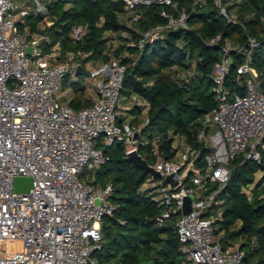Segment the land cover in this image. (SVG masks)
<instances>
[{"label":"built area","instance_id":"obj_1","mask_svg":"<svg viewBox=\"0 0 264 264\" xmlns=\"http://www.w3.org/2000/svg\"><path fill=\"white\" fill-rule=\"evenodd\" d=\"M28 1L36 15L45 14L50 2ZM121 1L131 21L139 17L137 7L161 6L159 16L164 22L140 32L139 49L165 38L168 31L187 28L188 13L174 0ZM237 1L214 0V4L221 16L235 23L236 14L228 6ZM202 2L193 0L194 4ZM17 10L13 0H0V264H95L90 258L100 248L102 218L112 211L108 196L113 190L111 183L93 182L94 173L106 161L98 143L119 142L126 146V153L136 150L140 154L139 147L146 143L140 131L147 117L141 125L118 121L126 66L112 58L86 69L85 77L95 88L89 106L75 109L61 103L56 98L61 82L68 75L76 78L75 70L82 64L72 56L63 62L54 57L51 62L42 50V43L49 42L47 36L19 30ZM41 23L44 28L51 21L44 17ZM84 31V26L74 27L73 40L79 41ZM219 39L217 35L206 44L214 45ZM258 43L253 38L241 46L225 43L212 66L215 106L203 119L210 130L202 129L198 135L209 149L204 166H195L196 152L183 139L175 146L173 158L150 164L162 174L158 183L150 185L155 200L164 206L156 222L162 225L176 216L184 264H243L242 250L224 249L214 228L221 216L218 194L229 180L231 162L251 159L260 163L262 158L264 90L252 65ZM231 51L242 55L236 67L242 93L231 94L224 84ZM85 169L90 179L82 182ZM166 176L175 185L164 183ZM16 177L31 179L28 191H14ZM187 196L192 197L191 210L182 214Z\"/></svg>","mask_w":264,"mask_h":264},{"label":"trees","instance_id":"obj_2","mask_svg":"<svg viewBox=\"0 0 264 264\" xmlns=\"http://www.w3.org/2000/svg\"><path fill=\"white\" fill-rule=\"evenodd\" d=\"M174 1L188 13L187 28L168 31L165 38L146 43L141 49L137 47L140 32L164 22L159 16L160 5L137 7L139 17L131 21L121 0H50L45 14L27 15L25 23L18 27L22 31L27 26L31 34L46 35L49 42L42 43L44 53L57 44L60 54L56 60L66 59L67 54L75 59L80 53L86 54L83 62H105L109 59L106 44L119 39L122 47L136 56L135 60H120L126 66L121 94H136L148 104L147 122L140 131L146 143L139 147L140 155L148 164H154L158 156L171 159L177 150L173 147L174 136H180L196 152L195 166L202 168L209 149L198 135L202 129L206 133L210 130L203 119L215 106L211 70L220 58L221 47L229 40L235 46L246 45L249 38L257 40L252 65L264 82V0H239L229 5L228 10L236 14L235 23L220 15L214 0H203L201 4ZM44 17L51 24L38 30L36 26ZM79 25L85 31L75 41L71 33ZM217 35L220 39L216 44H206ZM230 56L232 62L224 84L231 94L242 93V78L236 72L242 55L231 51ZM171 67L191 74L175 80L165 72ZM71 86L74 96L68 104L75 109L89 106L91 101L84 98L79 82ZM143 108L133 106L131 112L136 116L132 123L137 124ZM98 145L106 161L95 172L93 182L101 185L109 180L113 190L108 196L112 211L102 218L101 245L92 254L96 256L95 264H182L184 257L174 226L176 216L158 225L156 217L164 206L155 200L154 187L143 188L145 182L157 178L150 179L127 159L124 144ZM263 162V156L260 163L251 159L232 161L229 180L218 194L221 216L215 221L214 235H221L217 240L224 249L232 246L233 240L244 238L246 242H241L239 248L244 250L243 264H264V176L254 181V175L264 170ZM251 184L254 187L248 196L243 189Z\"/></svg>","mask_w":264,"mask_h":264},{"label":"rangeland","instance_id":"obj_3","mask_svg":"<svg viewBox=\"0 0 264 264\" xmlns=\"http://www.w3.org/2000/svg\"><path fill=\"white\" fill-rule=\"evenodd\" d=\"M42 24V23H41ZM129 24V26H132L131 25V23H128ZM132 27H134V26H132ZM43 28V24L42 25H40V29H42ZM116 35H118V34H116ZM119 40V39H118ZM117 39H113V40H110L107 44H106V47H105V52H106V54L108 55V57L109 58H112V59H114V60H117V61H120L123 57H126V58H130L131 60H135V58H136V56L135 55H131L126 49H125V47L123 46L122 47V45L123 44H121L122 42H119ZM227 43V45L228 46H231V47H233V46H235V44H233V42H231L230 40L229 41H227L226 42ZM60 54V48H59V46L56 44V45H54L52 48H51V51L49 52V53H47V55H48V57H49V59H50V61L51 62H54V57L55 56H58ZM67 57H66V59H63V60H56V61H59V62H63V61H66V60H68V58L70 57V56H72L71 54H67L66 55ZM86 56V54H80V53H78V57H76L75 59L76 60H80V62H81V64H82V66L85 68V69H89V68H91V67H93V66H96V65H98V63H99V65L101 64V63H103L104 61H97V62H92V61H84L83 62V58ZM178 68L177 67H171L170 69H167L165 72H167V73H169L175 80H176V78H187V76L188 75H190L191 74V71H186V72H184V71H178L177 70ZM76 78H77V80H78V82H79V85L80 86H82L83 88H87V87H89L90 85H92V82L91 81H89L85 76H83V75H80V74H78L77 76H76ZM63 82H65L66 83V87H63L57 94H56V96L57 95H60V93L62 92V91H64L65 89H67V87H72L71 86V81H70V76L68 75L67 77H65L64 78V80H63ZM66 94H68V96L70 95L71 96V91H67V93ZM128 97L129 96H126V95H123V98L121 99V104H122V106L123 107H125V106H127L129 109V111L133 108V106H134V100H129L128 99ZM129 100V101H128ZM128 101V102H127ZM122 111L123 112H125V111H127L126 109H122ZM136 116V115H135ZM147 117V109H146V112L145 113H142V114H140L138 117H137V120H136V122H137V124H139V125H141L143 122H144V120H145V118ZM211 129H212V127H211ZM182 138L180 137V136H174V142H173V147H175V146H177V144L180 142V140H181ZM151 141H152V143H153V150H154V153L156 154V148H157V144L155 143V138L153 137L152 139H151ZM207 141L205 140L204 141V143H206ZM99 146V145H98ZM100 147V146H99ZM101 148V147H100ZM179 153L181 152V150L180 151H178ZM182 153V152H181ZM178 156V155H177ZM262 156H263V158H264V149H263V151H262ZM179 157L180 156H178V157H176V159H179ZM161 159H163V157H161V156H158V157H156V160H155V162L156 161H160ZM154 162V163H155ZM264 163V162H263ZM85 173H86V169L83 171V173L81 174V176H80V181H82V182H86V181H88L90 178H88L87 176H85ZM90 173V172H89ZM94 175H95V173H94ZM262 176H264V170H262V169H260L255 175H254V181L256 182V181H258ZM91 177H92V174H91ZM93 178H94V176H93ZM150 180V179H149ZM160 179L159 178H157L154 182H156V183H158V181H159ZM105 183H110V181L108 180V181H106V182H103L102 184L104 185ZM101 184V185H102ZM98 185H100V184H98ZM150 185H151V182H149V181H147V182H145V184L143 185V188L144 187H150ZM254 187V184H251L248 188H246V189H243V191L248 195V196H250L251 195V189ZM221 213V209H220V211H219V214ZM220 218V217H219ZM221 235H219L218 237H220ZM218 237H216V239H218ZM241 242H246V240L244 239V238H241V237H239V238H237V239H235V240H233L232 241V247L233 248H240V244H241ZM231 246V245H230ZM254 246H255V244H254ZM15 247H17V244H15ZM229 247V246H228ZM242 252H244V250L242 249ZM91 261L92 262H95V260H96V256H91ZM182 264H184V259L182 260Z\"/></svg>","mask_w":264,"mask_h":264},{"label":"crops","instance_id":"obj_4","mask_svg":"<svg viewBox=\"0 0 264 264\" xmlns=\"http://www.w3.org/2000/svg\"><path fill=\"white\" fill-rule=\"evenodd\" d=\"M13 2L17 5V7H18V10H17V12H16V16H17V19H18V24L20 23H22V24H24L25 23V17L27 16V15H30V14H32V15H36V14H34L33 13V11H32V9L31 8H28V5L29 6H31V4L29 3V1L28 0H13ZM40 25H42L41 24V21L37 24V29L38 30H40ZM23 32H28V33H30L29 31H28V29H27V26H24V28H23ZM31 34V33H30ZM32 34H38V32H34V33H32ZM56 60V59H55ZM96 66H99V63H98V65H96ZM94 67V66H93ZM70 81L71 82H74V81H77L78 82V80H77V78H72L71 76H70ZM63 88V81L61 82V86H60V90ZM59 90V91H60ZM71 91V96L69 95L68 96V94H66L67 93V91ZM83 90H84V93H83V96H84V98H86V99H89L90 101H91V103H92V101H93V99H94V97H95V88H94V85H93V83H92V85H90L89 87H87V88H83ZM73 96H74V92H73V90H72V87H67V89H65L64 91H62L61 93H60V95H57L56 96V98L61 102V103H64V104H68V102L73 98ZM123 98V95L121 94V97H120V101H119V103H120V108H119V110H118V121L119 122H126V121H128V122H132V120L134 119V117H135V114L134 113H132L131 112V110L129 111L128 109V107L127 106H125V107H123L122 106V102H121V99ZM128 99L129 100H134V105H136V106H141V107H144V105L145 104H147V102L144 100V99H142L140 96H138V95H136V94H131V95H129V97H128ZM128 100V101H129ZM127 101V102H128ZM69 105V104H68ZM122 109H126L127 111H125V112H123L122 111ZM146 112V109H145V107L142 109V111H140V114H142V113H145ZM139 114V115H140ZM138 115V116H139ZM179 144V143H178ZM178 144H177V146H178Z\"/></svg>","mask_w":264,"mask_h":264},{"label":"water","instance_id":"obj_5","mask_svg":"<svg viewBox=\"0 0 264 264\" xmlns=\"http://www.w3.org/2000/svg\"><path fill=\"white\" fill-rule=\"evenodd\" d=\"M32 48L29 47L27 49L28 53H31ZM76 74L87 76L88 72L82 66H78L75 70ZM259 86L262 90H264V82H260ZM127 159L137 168L142 169L145 173L149 174L153 178H161L162 174L153 168L150 164H148L140 154L136 152V150H131L126 153ZM171 182L175 185V182L171 180L170 176H166L164 179V183ZM31 187V179L29 177H16L14 180V191L16 192H26ZM191 196H187L183 200V204L181 207V213L187 214L191 210ZM98 204V200H96Z\"/></svg>","mask_w":264,"mask_h":264}]
</instances>
